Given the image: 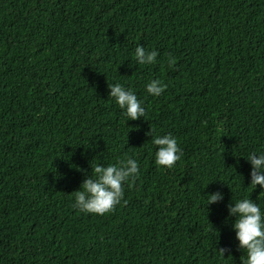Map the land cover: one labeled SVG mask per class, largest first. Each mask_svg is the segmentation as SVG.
Wrapping results in <instances>:
<instances>
[{
	"label": "trees",
	"instance_id": "16d2710c",
	"mask_svg": "<svg viewBox=\"0 0 264 264\" xmlns=\"http://www.w3.org/2000/svg\"><path fill=\"white\" fill-rule=\"evenodd\" d=\"M138 45L154 64L136 62ZM117 83L144 117L109 96ZM169 134L183 155L157 167L152 139ZM253 152L264 0H0V264H242L228 205L264 214ZM128 157L139 175L113 212L73 208L91 166Z\"/></svg>",
	"mask_w": 264,
	"mask_h": 264
},
{
	"label": "clouds",
	"instance_id": "9594fccd",
	"mask_svg": "<svg viewBox=\"0 0 264 264\" xmlns=\"http://www.w3.org/2000/svg\"><path fill=\"white\" fill-rule=\"evenodd\" d=\"M157 52H146L142 45L135 49V60L141 65H151L156 62ZM175 63L173 58H169L168 66ZM111 89L109 96L115 99L118 106L124 110L125 115L132 120H137L145 116V108L131 91L126 90L119 83L109 85ZM164 85L159 80H152L147 84V92L153 96H159L165 90ZM151 131V130H150ZM146 133V135L150 134ZM152 142L158 146L155 152V164L157 167L171 169L175 166L183 155L182 150L174 137L170 134L153 137ZM247 160L251 162V182L253 189L259 185L264 189V153L257 155L250 153ZM92 172L81 183L80 189L74 193L73 208L80 212L104 215L115 210L124 197V185L132 182L139 175V166L135 159L128 157L120 160L118 165L91 166ZM81 170V169H78ZM222 197V193H210L208 204L216 202ZM207 204V205H208ZM229 216H235L233 223L236 239L239 241V248L246 251V258L242 264H264V214L258 204L252 199L244 198L233 203H229ZM225 248H219L221 255H224Z\"/></svg>",
	"mask_w": 264,
	"mask_h": 264
}]
</instances>
